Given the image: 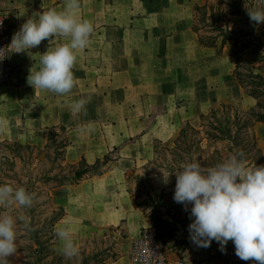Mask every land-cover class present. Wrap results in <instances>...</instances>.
<instances>
[{
    "label": "crops",
    "instance_id": "0c3cea01",
    "mask_svg": "<svg viewBox=\"0 0 264 264\" xmlns=\"http://www.w3.org/2000/svg\"><path fill=\"white\" fill-rule=\"evenodd\" d=\"M197 1L80 0L79 15L93 24V32L78 53L73 68L77 83L67 95L35 90L27 83L30 69H39V57L50 46L68 42L67 38L46 39L29 50L37 62L27 50L16 53L11 48L13 76L0 92V143L44 147L50 129L65 127L71 140L67 162L84 158L93 164L106 154L115 160L104 174L64 188L74 189L86 207L89 184L97 188L99 182L120 183L127 171L153 158L157 141L169 142L184 122H193L212 108L203 111L205 88L213 90L219 81V65L211 55L234 62L233 57L199 43L192 29ZM0 6L13 36L33 13L63 10L65 4L64 0H0ZM81 99L87 101L84 110L73 115L70 105ZM97 190L108 193L106 186ZM108 194L102 197L107 203ZM91 206L117 210L103 214L106 224L126 219L127 243L132 244L150 225L147 214L134 205L132 210L113 203ZM127 215L133 216L131 223Z\"/></svg>",
    "mask_w": 264,
    "mask_h": 264
},
{
    "label": "trees",
    "instance_id": "16d2710c",
    "mask_svg": "<svg viewBox=\"0 0 264 264\" xmlns=\"http://www.w3.org/2000/svg\"><path fill=\"white\" fill-rule=\"evenodd\" d=\"M245 2L246 0H198L193 7L192 29L203 47L215 48L219 55L234 58L233 77L247 95L256 100V104L250 109H242L234 103L222 102L199 114L198 126L191 121L184 122L170 143L157 141L152 160L167 153L177 163L167 166L171 172L180 170L182 162H191L193 158L198 159L204 167H214L240 152L244 154L249 166L264 165V151L259 145L260 137L255 129L258 123L264 124V23L254 25L250 21L244 7ZM248 3L250 8L264 9V0H248ZM1 144L10 150L12 157L28 164L31 169L35 165L45 166L38 174L27 170L23 175L25 180L22 178L18 181V187H24L34 195V201L30 208L14 209L17 239L22 232L21 237L25 234L28 245L22 249L26 251L25 259L13 264H110L109 258L113 261L119 258L118 252H112L108 248L87 252L81 246L78 255L69 259L55 248V230L57 224L66 217L67 209L55 202L54 192L61 187L78 185L83 180L104 174L115 160L111 154H106L93 164L84 158L77 163L67 162L66 151L71 140L65 127L50 129L48 142L44 147L11 141ZM2 159L7 157L0 156V185L5 184L2 177L7 175L2 169ZM14 165L12 160L9 167L13 168ZM130 176L128 174L126 177L128 185L131 184ZM127 190L136 208L144 212L150 211L147 219L157 239L168 249L178 250L173 239L182 220L181 209L173 198L175 190L166 191L163 188L155 195L149 190L147 199L141 202L131 186ZM170 202H173L175 209ZM9 207L10 205L1 206L0 215L9 213ZM115 229L113 226L108 228L113 232ZM120 229L121 236L126 237L125 228L121 226ZM96 236L94 234L93 238L96 239ZM110 251L112 254H109ZM226 252L234 258L233 264L248 262L238 259L235 246L228 245L225 246V251L216 250L214 254L208 252V258L193 260L192 264H210L213 260L220 264ZM79 257L80 261L77 262ZM5 264H10V258H7ZM177 264L184 262L180 258ZM222 264L229 263L224 259Z\"/></svg>",
    "mask_w": 264,
    "mask_h": 264
},
{
    "label": "clouds",
    "instance_id": "9594fccd",
    "mask_svg": "<svg viewBox=\"0 0 264 264\" xmlns=\"http://www.w3.org/2000/svg\"><path fill=\"white\" fill-rule=\"evenodd\" d=\"M63 10L49 9L35 12L13 35L11 44L16 53L26 50L31 59L37 58L29 50L42 41L53 37L67 38L66 43L49 47L39 57V69L30 73L27 83L35 90L57 95H67L76 86L73 68L78 53L83 50L93 32V24L79 15L80 0H64ZM244 7L254 25L264 23V9L250 8L248 0ZM3 51V49H0ZM5 56H0L3 60ZM84 99L70 105L73 115L84 110ZM163 173L168 183L170 173ZM177 182L174 200L192 205L189 225L190 240L197 247L207 248L215 240L220 250L225 251L228 241L235 245L236 256L254 264H264V165L249 166L242 152L230 156L214 167H204L193 158L176 171ZM34 195L24 187L11 184L0 185V206L18 205L30 208ZM62 252L71 259L79 249L72 239L69 228H57ZM16 220L13 216L0 215V264L17 251Z\"/></svg>",
    "mask_w": 264,
    "mask_h": 264
},
{
    "label": "rangeland",
    "instance_id": "374dc122",
    "mask_svg": "<svg viewBox=\"0 0 264 264\" xmlns=\"http://www.w3.org/2000/svg\"><path fill=\"white\" fill-rule=\"evenodd\" d=\"M212 57L217 60V65H219L220 74H219V81L216 83V88L211 90L209 87L205 88V100L207 103L204 105L203 111H207L210 107H217L222 102L234 103L241 107L242 109H250L256 104V100L253 97L247 95L243 88H241L238 83L235 81L232 72L234 69V62L230 61L229 59L219 58L216 54H212ZM192 124L198 126L199 118L198 115L196 116L195 120L191 122ZM262 124V125H259ZM256 132L260 137L259 145L264 151V124L258 123L255 126ZM173 139V138H172ZM171 139V140H172ZM60 140V139H59ZM167 141L165 144L171 142ZM36 153L33 154L35 156ZM0 156L7 157V159H2L4 167L2 168L5 172L3 178L5 183L11 184L14 188H18L19 184L18 181L23 178V175L26 174L27 170L32 171L34 174H38L43 170L45 166L43 165H35L34 169H31L28 164H24L18 158L12 157V154L9 149L5 147V145H0ZM32 156V157H33ZM153 159V158H152ZM151 159V160H152ZM174 158L169 156L167 153L163 154V156H159L152 160L151 163L145 162V166L141 165L138 167L131 168V170L127 171V175L130 174L131 184L128 185L126 181L127 175L122 178L120 183L117 182V185L112 183L111 186L105 184V182H99L95 187H91L89 184V191L86 194V207L84 206L85 203L80 195H78L74 189L71 188H59L54 192L55 202L57 204L64 205L67 209L68 216L64 218L60 223L57 224V228L67 227L70 229L72 233V239L80 251V247L84 246L87 252H93L97 249H111L112 252H118L119 258L116 261H113L112 258H109L110 264H141L136 263L130 255L131 251V243H127L125 237H122V230L120 229L121 226L125 228L126 226V219L123 222H119L117 224H106L104 223L103 214L105 212L117 211L116 209H108L106 207L94 208L91 206L94 202H100L102 204H119L121 208L133 209L135 208L134 204L129 202L130 193L128 194L125 192V189L131 186L132 191L136 194L139 202L142 200L147 199V193L152 192L153 195L155 193H160L163 188L166 191L175 190L177 176L176 172H171L168 169L169 164H177ZM14 160V167H9V163ZM148 163V164H147ZM187 162H182L185 164ZM147 164V165H146ZM25 165V166H24ZM28 168V169H27ZM41 168V169H40ZM137 168V169H135ZM134 169V170H133ZM161 169L166 173H170L168 183H164L163 180V173ZM41 170V171H40ZM3 173V171H2ZM16 174V175H14ZM3 176V175H2ZM9 176V177H8ZM25 180V178H23ZM122 184V185H120ZM108 189V193H104L102 191H98L97 189H102L105 187ZM95 188V190H94ZM102 192V193H100ZM86 193V192H85ZM105 194H108L109 200L108 203L103 199ZM129 196V198H128ZM102 199V200H101ZM132 201V200H131ZM84 204V205H83ZM169 204V203H168ZM171 206H173V202H170ZM175 204V203H174ZM177 206L181 209V220L178 224V230L176 232V236L173 240L176 241L178 250L167 248L164 244L167 251L168 257V264H177L179 259L184 262V264H192L193 260H202L208 258V252L210 254H214L216 250H220V244L213 240L211 245L207 248L197 247L195 244L192 243L190 240V233H189V225L192 223L194 217H190V211L192 205L187 206V210L185 209V205L181 203H176ZM134 205V206H133ZM15 207L17 209L20 208L18 205H10L8 215L13 216L15 220H17L16 215L14 214ZM173 209V210H174ZM123 210V209H122ZM149 210H146V214H149ZM5 213H2L4 215ZM129 223L132 222L133 216L127 215ZM113 226L116 228L115 232L108 230L109 227ZM106 233V235H104ZM22 232L19 233L16 247L17 251L14 255L10 256V264L14 262H20L24 260L26 257V251L22 250L23 248L27 247L28 243L24 237H21ZM97 234L96 239L93 238V235ZM124 234H126V229L124 230ZM127 236V235H126ZM174 242V241H173ZM133 243V242H132ZM234 245V243L230 240L228 241L227 245ZM55 248L58 252H62V244L59 238L57 237V241L55 243ZM107 249V250H108ZM109 254H112V252ZM229 252H226L223 257V261H220V264L224 262V259L229 264H233V257L230 255ZM115 259V258H113ZM239 259V258H238ZM241 260V259H240ZM80 261V257L77 262ZM217 264V260H213L210 264ZM245 264H253L252 260H248Z\"/></svg>",
    "mask_w": 264,
    "mask_h": 264
},
{
    "label": "built area",
    "instance_id": "2783aa9c",
    "mask_svg": "<svg viewBox=\"0 0 264 264\" xmlns=\"http://www.w3.org/2000/svg\"><path fill=\"white\" fill-rule=\"evenodd\" d=\"M12 34L8 26V17L0 6V92L10 85L13 76V64L10 60ZM131 258L141 264H168L167 251L157 239L155 231L150 225L144 226L140 236L131 246Z\"/></svg>",
    "mask_w": 264,
    "mask_h": 264
}]
</instances>
